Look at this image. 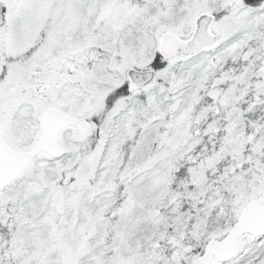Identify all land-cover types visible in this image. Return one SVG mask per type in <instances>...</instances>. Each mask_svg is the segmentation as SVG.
Wrapping results in <instances>:
<instances>
[{"label": "snow or ice", "instance_id": "1", "mask_svg": "<svg viewBox=\"0 0 264 264\" xmlns=\"http://www.w3.org/2000/svg\"><path fill=\"white\" fill-rule=\"evenodd\" d=\"M0 264H264V0H0Z\"/></svg>", "mask_w": 264, "mask_h": 264}]
</instances>
